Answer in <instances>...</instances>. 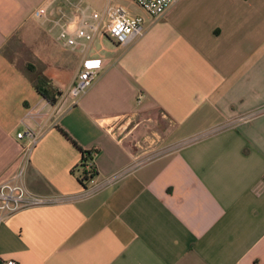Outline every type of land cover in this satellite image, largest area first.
I'll return each mask as SVG.
<instances>
[{
    "label": "crops",
    "instance_id": "crops-1",
    "mask_svg": "<svg viewBox=\"0 0 264 264\" xmlns=\"http://www.w3.org/2000/svg\"><path fill=\"white\" fill-rule=\"evenodd\" d=\"M108 3L0 0V183L30 128L23 181L64 197L0 217V264H264V0H176L126 44L98 31L71 47L47 21ZM83 67L96 75L73 96ZM67 135L91 151L93 191Z\"/></svg>",
    "mask_w": 264,
    "mask_h": 264
},
{
    "label": "built area",
    "instance_id": "built-area-1",
    "mask_svg": "<svg viewBox=\"0 0 264 264\" xmlns=\"http://www.w3.org/2000/svg\"><path fill=\"white\" fill-rule=\"evenodd\" d=\"M55 0H49V3ZM146 14L151 17H159L165 13L167 8L176 0H131ZM77 13L60 8L54 17L49 18L53 26L59 28V38L64 40L68 46L74 47L79 44L78 38L91 39L99 31L98 24L100 19L97 14H89L85 8H78L73 5ZM46 8H37L34 11L36 17L45 19ZM104 15L107 17L104 36H107L116 44H126L132 37L143 32V17L138 14L131 15L129 7L119 0H109ZM94 18V23L89 19ZM96 70L83 67L77 72L69 93L78 96L83 93L92 83ZM17 138L24 140L20 144V167L13 179L0 183V217L12 213L18 209L58 202L64 199L60 196H44L30 192L23 181V172L30 161L33 148L39 140V133L30 128L17 132ZM77 176L81 174L76 171ZM93 178L85 181L84 191H93L96 185L92 184ZM7 264H15L13 261Z\"/></svg>",
    "mask_w": 264,
    "mask_h": 264
},
{
    "label": "trees",
    "instance_id": "trees-1",
    "mask_svg": "<svg viewBox=\"0 0 264 264\" xmlns=\"http://www.w3.org/2000/svg\"><path fill=\"white\" fill-rule=\"evenodd\" d=\"M32 84L36 88L38 93L43 96L46 100H48L52 104L56 102L60 92L55 89L45 77H36L32 81ZM67 138L77 146L76 142L71 139L68 135ZM78 149L81 153V158L79 163L74 168L76 171H81V174L77 176V179L79 180V182H81L83 186H85V181L94 178L97 174V171L94 166V163L92 162L91 151L83 150L79 147Z\"/></svg>",
    "mask_w": 264,
    "mask_h": 264
},
{
    "label": "rangeland",
    "instance_id": "rangeland-1",
    "mask_svg": "<svg viewBox=\"0 0 264 264\" xmlns=\"http://www.w3.org/2000/svg\"><path fill=\"white\" fill-rule=\"evenodd\" d=\"M122 3H124L125 5H127L129 7V11L130 14H139L143 17V14H146L141 8H139L136 4H134L131 0H119ZM98 18L100 19L99 24H98V28H99V32L98 33H105V29H106V24L108 22L107 17L104 15V13H99L98 14ZM144 19V18H143ZM144 22V21H143ZM11 55H13V57H15L18 61H21V58L23 57V55L20 56V54H16V52H13ZM15 55V56H14ZM26 59V58H25ZM29 67L30 68H34L33 63H29ZM38 72H33V76L34 74H36ZM39 75H37L36 77H38ZM153 117V116H151ZM154 121H144L143 122V129L147 130V131H151L153 129V127H155L157 124H159V122L156 120L155 117ZM134 124L131 123L130 125H128L125 129V131H128V129L130 127H132V125ZM135 138H133V142H134Z\"/></svg>",
    "mask_w": 264,
    "mask_h": 264
}]
</instances>
